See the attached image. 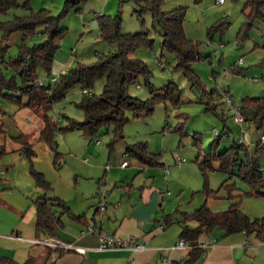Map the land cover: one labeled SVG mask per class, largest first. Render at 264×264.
Instances as JSON below:
<instances>
[{
	"label": "rangeland",
	"instance_id": "rangeland-1",
	"mask_svg": "<svg viewBox=\"0 0 264 264\" xmlns=\"http://www.w3.org/2000/svg\"><path fill=\"white\" fill-rule=\"evenodd\" d=\"M66 3L67 0H31L34 12L44 8L57 16L65 10ZM181 7H185L186 35L200 46L201 57L194 60L192 66L198 73L201 86H193L182 70L176 67L175 54L162 48L163 35L158 20L151 10H143L136 0H85L81 10H76L73 6L62 16L60 25L67 30L59 40L60 46L55 54L51 73L48 74L43 69L38 71L43 82L48 84L53 78L60 77L65 68L75 67L79 62L92 63L99 55L115 51V45L99 37L97 16L119 15L124 33L146 31L155 40L152 47L141 46L133 53L134 57L143 59L151 69V86L159 89L173 81L181 88V99L177 102L160 101L149 115L135 116L130 113L129 121L122 128L124 137L111 145L115 138L113 123L100 125L93 134L83 129L62 130L68 124L69 117L77 121H84L86 118L85 111L78 105L84 96V90L79 85L73 86L65 97L53 102L47 110L53 128V145L61 154L55 163L54 152L47 149L44 140L39 141L40 131L45 126L43 113H37L29 107L15 113L11 109L16 106L15 102L0 96V121L6 129V133L0 136V141L8 149L0 157V171H4L0 175V220L9 223L19 221L35 208L34 200L44 193L36 186L30 172L31 164L44 172L51 182L53 189L48 191V196L60 197L68 205L71 202L74 206L81 207L82 202L76 199L78 193H84L90 199L99 192L100 187L103 197L108 195L106 185L112 186L111 181L108 178L107 181H99L97 174L101 172L102 176L110 163L119 168L117 164L127 146L138 143H147L149 150L160 154L161 161L170 167L169 181L172 183L175 180L174 189L170 187L168 196L172 202L170 208L175 221L172 227H179L180 222H185V214H192L205 202L206 176L196 161L199 153L203 160L210 145L218 137L214 133L215 129L221 132L217 147L219 152L225 151L234 142L239 143L243 133L234 121L231 104L239 105L245 96H264V21L260 17L249 21L250 9L246 7V0H225L224 3H219L218 0L161 1V10L164 12ZM29 13L22 6L11 7L6 12L0 11V22ZM216 25L219 27L211 37L210 30ZM2 36L3 30L0 28V38ZM22 38L21 32H15L9 38L8 56L18 53ZM45 38L46 35L39 31L27 42L33 45ZM2 67L8 76L12 74L13 70H8L3 63ZM104 83L103 78L97 79L89 91L100 94ZM214 88L227 90L232 97L230 104L224 96L216 93V112L206 109L210 100L205 90L209 93ZM129 91L143 99L151 96L144 77L132 83ZM243 131L247 139L246 145L254 150L260 141L261 130L253 123H246ZM23 132L30 134L35 143L38 155L32 163L20 151L21 145L12 138ZM195 134L202 140L198 146L194 144ZM178 157L184 159L180 166L175 164ZM87 159L89 161H85ZM126 160L139 163L129 157ZM95 161L99 166L90 168ZM260 162L264 168V152L260 156ZM132 165L127 168L130 172ZM213 166L215 169H207V180L212 189H219L220 198L215 201L228 200L226 188L222 186L225 180L226 183L235 182L242 193L241 209L252 219L264 217V196L250 194L251 185L238 175L233 174L228 179L230 173L219 170L216 161H213ZM143 168V171H137L142 175L136 182L145 180L150 184L156 176L152 171L159 173V180L166 181L162 166L144 165ZM176 171L178 176L172 179ZM119 184H122L121 181ZM65 217L71 218L69 214H65ZM186 220L190 226L197 225L194 219ZM221 231L217 228L213 234Z\"/></svg>",
	"mask_w": 264,
	"mask_h": 264
},
{
	"label": "trees",
	"instance_id": "trees-1",
	"mask_svg": "<svg viewBox=\"0 0 264 264\" xmlns=\"http://www.w3.org/2000/svg\"><path fill=\"white\" fill-rule=\"evenodd\" d=\"M84 1L67 0L65 10L57 16L50 14L44 8L34 12L31 0H0V11L6 12L9 8L16 6H22L30 11L27 15L15 16L12 20L0 22V28L3 30V36L0 38V96L15 102L20 108L29 107L37 113H43L45 126L40 131L39 141H46L55 151V163H57L59 153L53 145V128L47 110L53 102L65 97L73 86L79 85L84 90V96L78 105L85 111L86 118L84 121H77L69 117L68 124L62 130L83 129L93 134L100 125L113 123L115 138L111 145L124 137L122 128L129 121L130 113L135 116L149 115L154 111L158 102L166 100L177 102L181 99V88L173 81L159 89H154L151 86L149 81L151 69L143 59L134 57L133 53L141 46L152 47L155 40L146 31L124 33L121 28L122 19L119 15L102 14L97 16L100 25L99 37L115 45V51L99 55V58L92 63L79 62L75 67H68L60 77L53 78L48 84L40 79L39 69L45 70L48 74L51 73L55 54L60 46L59 40L67 30L60 25V19L73 6L76 7V10H81ZM161 1L136 0L143 10H151L158 20L163 35L162 48L175 54L176 67L182 70L193 86H201L198 73L192 66V62L201 57V50L199 43L186 35L185 7L164 12L161 10ZM246 7L250 9L249 21L257 17L264 21V0H246ZM218 25L211 28V37H213V31L219 27ZM39 31L46 35L45 40L29 45L27 40L38 34ZM15 32L22 33V42L19 44L18 53L8 56V40ZM2 63L8 70H13L10 76L3 70ZM140 77L145 78L151 91V96L147 99L136 97L129 91L130 85ZM99 78L105 80L103 91L100 94L89 91ZM224 91L227 92V90ZM205 92L210 100L207 102L206 109L216 112L218 103L214 102V96L216 93L221 96L218 88H214L209 93L206 90ZM240 105L241 114L246 123H253L258 129H263L264 96H245ZM5 133L4 124L0 121V136ZM220 137L221 135L212 142L203 160L200 159V153L196 159L202 173L206 176L205 202L192 214H186L185 222L181 223L180 237L192 245L191 258L186 260L185 264L195 262V257L200 256L204 251L199 247L200 241L209 237L217 228L224 231L225 236L239 232H245L247 235L254 233L259 240L264 241V217L252 219L241 209L242 193L237 183H226L227 180L223 182L222 186L227 191L226 198L231 200V204L226 210L215 212L208 205V200L220 198L219 189H212L207 180V169H215L213 161H216L219 164V170L230 173L228 179L233 174L240 176L251 185L250 194L263 197L264 168L261 165L260 156L264 152V143L259 141L255 149L252 150L246 143L239 141V143L234 142L225 151L219 152L217 147ZM12 138L21 145L20 151L26 154L32 163L37 152L31 135L21 133ZM193 139L197 146L202 141L197 134L193 135ZM7 151L6 144L0 141V157ZM126 155L129 158L137 159L144 165L164 166L159 157L160 154L150 151L147 143L127 146ZM30 172L36 181V186L44 191L34 200L37 211V231L56 237L58 235L57 227L63 225L62 216L69 214L77 219L83 216H76L72 213L70 206L60 197L47 195L53 187L44 172L34 168L33 164H31ZM56 206L60 209H57ZM171 217V215H167L163 219L167 225L173 223ZM186 219L196 220L197 225L190 226ZM54 250L62 251L63 249L56 247ZM11 264H36V262L34 257H30L24 263L11 261Z\"/></svg>",
	"mask_w": 264,
	"mask_h": 264
},
{
	"label": "crops",
	"instance_id": "crops-1",
	"mask_svg": "<svg viewBox=\"0 0 264 264\" xmlns=\"http://www.w3.org/2000/svg\"><path fill=\"white\" fill-rule=\"evenodd\" d=\"M23 108L16 104L11 109L20 113ZM45 143L47 149L55 154L50 145L46 141ZM60 155L59 153L57 161ZM124 155L126 152L117 164L119 168L110 163L102 176L101 172L97 174L99 181H107V178L111 181L108 195L103 197L100 187L99 192L90 199H87L84 193H78L76 199H79L83 206L77 207L71 202L69 206L72 213L83 217L67 219L65 215L62 216L63 225L57 227L56 237L38 233L36 206L19 221L9 223L0 220V264H11V261L24 263L30 257L35 258L36 264H185V261L191 258V249L177 247V243L182 239L181 223L184 222H180L179 227H172L175 221L170 208L172 202L168 196L170 187L174 189L175 180H172V183L169 181L170 167L164 163V182L158 179L159 173L154 171L151 173L158 177L154 176L150 184L145 180L136 182L142 175L138 173L143 171L144 164L141 165L142 163L135 159L139 163L129 162L127 167L122 168L120 165ZM131 165L132 172L127 170ZM98 166L95 161L90 168ZM166 167L169 168V173H166ZM177 173L176 171L172 179L178 176ZM120 181L122 184H119ZM104 200L107 201V207L105 211H101L99 206ZM215 200L216 198L208 200V205L215 212L226 210L231 204V200ZM167 215L172 216L171 225H167L163 220ZM89 227L93 230L90 231ZM101 232L122 238L133 237L136 242L144 244L147 248L137 252L127 249L98 251L96 248L99 246ZM49 239L85 247L87 251L79 253L73 248L49 246L40 242ZM205 239H216L218 242L208 252L203 251L200 256L195 257L193 264H264V241L259 240L254 233L247 235L245 232H239L225 236L224 231H221L202 240ZM56 247L63 250H54Z\"/></svg>",
	"mask_w": 264,
	"mask_h": 264
},
{
	"label": "built area",
	"instance_id": "built-area-1",
	"mask_svg": "<svg viewBox=\"0 0 264 264\" xmlns=\"http://www.w3.org/2000/svg\"><path fill=\"white\" fill-rule=\"evenodd\" d=\"M219 3H224L225 0H218ZM219 52V49L218 51H216V54H218ZM218 91L219 93L221 94V96H224L226 98V100L231 104L232 103V97L228 94V92L218 88ZM231 110L233 112V117H234V121L241 127V130H242V133H243V136L240 140L241 143H246V136H245V131H243V127L244 125L246 124V120L244 118V116L241 114V105H233L231 104ZM214 133L215 135L219 136L221 135V132L218 130V129H215L214 130ZM260 141L264 143V128L261 129V132H260ZM127 155H124V160L122 161L121 163V167L122 168H125L128 166L129 162L126 160L127 159ZM184 162V159L183 158H176V163L177 164H181ZM165 171L166 173H169V168L166 167L165 168ZM4 171H0V175L3 173ZM106 189L108 190V192L110 191V186L107 184L106 185ZM106 207H107V201L104 200V202L101 203V205L99 206V209L101 211H105L106 210ZM89 230L92 231L93 228L92 227H89ZM46 245H49V246H62L66 249H75L77 252L79 253H85L87 251V248L85 247H79V246H73V245H70V244H65V243H58L57 241L53 240V239H49V240H46V241H40ZM217 240L216 239H213V240H201L200 243H199V247L202 248L205 252H208L212 247L215 246V244H217ZM177 247H180V248H189L191 249L192 248V245L184 240V239H181L179 240V242L177 243ZM147 247L142 244V243H139V242H136L134 240L133 237L131 238H122L120 236H117V235H114V234H110V233H107V232H101L99 234V246L96 248L98 251H107V250H124V249H127V250H131V251H134V252H137V251H142L144 249H146Z\"/></svg>",
	"mask_w": 264,
	"mask_h": 264
}]
</instances>
